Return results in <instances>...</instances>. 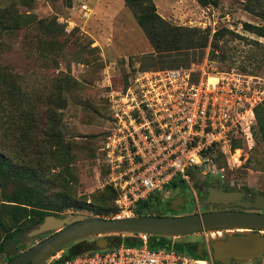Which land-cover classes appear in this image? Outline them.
Returning a JSON list of instances; mask_svg holds the SVG:
<instances>
[{"label": "rangeland", "instance_id": "rangeland-1", "mask_svg": "<svg viewBox=\"0 0 264 264\" xmlns=\"http://www.w3.org/2000/svg\"><path fill=\"white\" fill-rule=\"evenodd\" d=\"M154 1L157 11L169 22L207 29L210 38L204 53L197 49L187 57L164 61L152 69L207 62L221 70L236 69L256 76L253 87L264 90V37L243 25L264 23L247 10L250 0H213L206 6L198 0ZM85 3L91 8L87 15L81 8ZM3 4H15L22 14L33 13L50 22V29H39L34 21L6 33L0 53L1 64L19 75L21 88L30 97L34 126L27 138L21 137L12 146L19 148V161L30 169L29 184L40 189L47 202L58 203L66 197L75 204L58 216L113 215L119 205L118 195L108 190L109 186L116 187L107 142L114 125V109L120 92L138 72L145 70L143 56L156 52L155 47L125 0H3ZM261 98L259 103L264 94ZM254 128L256 124L253 138L235 139L233 145L239 147L232 151L228 146L211 149L217 162L226 167L227 175L221 180L207 178L242 187L252 198L264 194V142ZM10 142L11 137L0 148L14 154L8 146ZM202 179L194 174L190 183L178 180L176 188L189 195L193 192L195 200L181 213L173 211L168 215L210 209V205L199 200L196 184ZM173 189L172 186L161 193L156 204L162 200L168 203ZM160 209L152 213L166 210L164 205ZM37 226L24 230L22 240L26 249L41 241L29 233ZM229 234L222 231L221 236L216 234L210 241L227 238ZM204 237L205 232L200 231L174 240ZM234 264H264V257Z\"/></svg>", "mask_w": 264, "mask_h": 264}, {"label": "built area", "instance_id": "built-area-1", "mask_svg": "<svg viewBox=\"0 0 264 264\" xmlns=\"http://www.w3.org/2000/svg\"><path fill=\"white\" fill-rule=\"evenodd\" d=\"M81 8L85 15L91 13L86 3ZM254 77L207 62L147 69L133 77L120 92L107 142L118 192L117 216H134L143 202L178 180L190 183L192 174L226 178V167L208 150L228 146L232 151L235 139L253 138L254 108L264 94L253 87ZM222 231H206L204 240ZM136 235L142 244L122 243L72 258H64L61 249L45 264H218L211 251L199 256L174 247L152 248L148 234Z\"/></svg>", "mask_w": 264, "mask_h": 264}, {"label": "trees", "instance_id": "trees-1", "mask_svg": "<svg viewBox=\"0 0 264 264\" xmlns=\"http://www.w3.org/2000/svg\"><path fill=\"white\" fill-rule=\"evenodd\" d=\"M198 1L203 6L213 2V0ZM125 5L132 10L138 24L143 28L156 50V52L143 56L142 66L145 70L157 68L159 63L164 61H175L176 58L187 57L193 52L195 53L197 49H202L204 53V48L209 44L210 32L207 29L175 25L169 22L157 11L154 0H125ZM247 10L264 21V0H250ZM34 21L39 29H50L48 26L50 22H47L45 18H38L33 13L22 14L15 8V4L4 5L3 0H0V53L6 33L24 28ZM243 25L246 30L264 37V23L244 22ZM51 26L53 29L54 26ZM211 45L214 47V42ZM19 78L18 74L10 71L0 62V144L11 137L8 146L14 152V154H10L0 148V254L8 253V244L14 242L16 245V242L22 239L24 230L41 223L45 216L59 215L65 208L75 206L66 197L58 203L47 202L41 190L29 184L30 169L23 167L19 161V148L12 147L19 143L21 137L27 138L34 126V118L28 100L30 97L23 92ZM254 111L256 116V130L254 128V131H256L257 137L264 142V100L255 106ZM237 147L239 145H233V148ZM208 151L211 153V149ZM176 185L172 186L177 187ZM108 190L114 196L118 195L117 189L109 186ZM158 197L159 195H153L143 202L135 215H148L153 214L152 212L155 210H161L156 204ZM114 209L113 215L105 216L114 217L119 208L117 206ZM95 214L100 215V213ZM162 214L163 212H159L157 215ZM108 237L114 246H119L122 243L127 245L142 244V240L136 234L120 233L111 234ZM148 245L152 248L174 247L180 252H185L184 243L175 241L173 237L149 235ZM93 248L94 240L81 239L63 248L64 258H72L91 251Z\"/></svg>", "mask_w": 264, "mask_h": 264}, {"label": "water", "instance_id": "water-1", "mask_svg": "<svg viewBox=\"0 0 264 264\" xmlns=\"http://www.w3.org/2000/svg\"><path fill=\"white\" fill-rule=\"evenodd\" d=\"M203 203L236 205L245 209L214 210L177 215H135L104 217L100 215L58 216L50 214L32 229L31 236L51 230L33 246L20 252L5 264H45L59 250L81 239L95 236L94 248L115 247L108 237L111 234H148L181 237L200 231L235 229L227 238L212 243V256L218 264H234L236 261H253L264 257V194L252 198L245 189L227 191L223 187L204 188ZM247 197L244 199L243 197ZM235 202V203H232ZM170 208L176 212L183 209L182 197L172 200ZM244 229V230H240ZM137 240V239H135ZM213 240V239H212ZM202 246V244H201ZM9 252H18L13 242L7 246ZM197 255L203 256L199 252ZM2 258L0 257V262Z\"/></svg>", "mask_w": 264, "mask_h": 264}, {"label": "flooded vegetation", "instance_id": "flooded-vegetation-1", "mask_svg": "<svg viewBox=\"0 0 264 264\" xmlns=\"http://www.w3.org/2000/svg\"><path fill=\"white\" fill-rule=\"evenodd\" d=\"M197 190H198V195H199V200L201 202L204 201V199L206 198L205 196V192H204V188L208 187V186H218V187H223L225 190L227 191H232V190H237V189H243L242 187H238V186H232L230 187V184L224 183V182H218V181H214L211 179H202L201 181L197 182ZM176 189V190H175ZM173 193L171 195L170 201L167 203L166 200H162L161 204H159V207L161 208L162 205L165 206L166 210L163 211L164 213L162 215H168L169 212H173L174 210L170 208V205H173L172 200L177 199L179 197H182L184 200V204H183V208L186 207L189 203L194 202L195 197L193 192L189 195L185 192L184 189H178L176 187H174V189L172 190ZM254 197V196H253ZM244 199H246L247 197H243ZM235 203V202H232ZM207 205H210V209L207 210H203V212L206 211H214V210H228V209H234V210H240V209H245L236 205H232V206H226L224 204H218V203H207ZM249 211H257V212H264V210L262 209H246ZM175 212V211H174ZM182 211H180L181 213ZM175 214V213H174ZM179 214V213H178ZM177 215V214H175ZM39 224V223H38ZM37 224V225H38ZM240 230H244V229H240ZM225 233H231L234 232L235 229H224ZM51 233H53L52 231L48 232L46 235H44V233L39 234V235H34V238L38 239L40 238V240L44 239L46 236L50 235ZM222 238V237H221ZM214 240H209V242H206L204 240H199V239H190V240H182L181 242L184 243L185 245V251H187V253L190 254H198L199 252H202L204 254H207L211 251L212 253V243ZM14 243V242H13ZM25 242L21 239L18 240L16 242V247L18 249V252H9L8 253H4V254H0V257L2 258L0 264H5L8 261L12 260L14 257H16L20 252L24 251L26 249L25 247ZM202 244V246H201Z\"/></svg>", "mask_w": 264, "mask_h": 264}, {"label": "crops", "instance_id": "crops-1", "mask_svg": "<svg viewBox=\"0 0 264 264\" xmlns=\"http://www.w3.org/2000/svg\"><path fill=\"white\" fill-rule=\"evenodd\" d=\"M184 240H190L189 238H184Z\"/></svg>", "mask_w": 264, "mask_h": 264}, {"label": "bare ground", "instance_id": "bare-ground-1", "mask_svg": "<svg viewBox=\"0 0 264 264\" xmlns=\"http://www.w3.org/2000/svg\"><path fill=\"white\" fill-rule=\"evenodd\" d=\"M214 79V78H213ZM193 175V174H192ZM204 179H206V178H204ZM135 216V215H134ZM167 237H169V236H167ZM174 238V237H173Z\"/></svg>", "mask_w": 264, "mask_h": 264}]
</instances>
